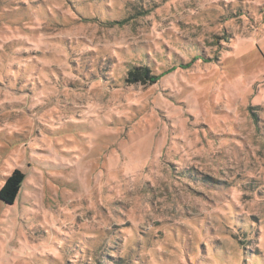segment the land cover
<instances>
[{
  "label": "rangeland",
  "instance_id": "rangeland-1",
  "mask_svg": "<svg viewBox=\"0 0 264 264\" xmlns=\"http://www.w3.org/2000/svg\"><path fill=\"white\" fill-rule=\"evenodd\" d=\"M15 170L0 264H264V0H0Z\"/></svg>",
  "mask_w": 264,
  "mask_h": 264
},
{
  "label": "trees",
  "instance_id": "trees-1",
  "mask_svg": "<svg viewBox=\"0 0 264 264\" xmlns=\"http://www.w3.org/2000/svg\"><path fill=\"white\" fill-rule=\"evenodd\" d=\"M150 72L147 68L142 69L140 72L136 70L130 71L129 75L132 76V78H145V77H151L149 76ZM152 80H158V77L152 76ZM155 82V81H153ZM25 179L24 174L20 170H15L11 176L8 177V179L5 182V185L2 187L0 190V200L3 201L6 204L12 205L19 194V191L21 189V186L23 184V181ZM246 241L244 240L242 243H245ZM94 260L95 259L94 256ZM97 263L100 264L99 260H97Z\"/></svg>",
  "mask_w": 264,
  "mask_h": 264
}]
</instances>
